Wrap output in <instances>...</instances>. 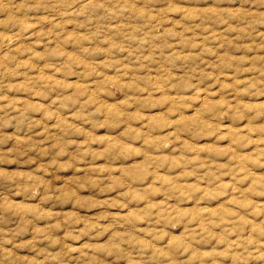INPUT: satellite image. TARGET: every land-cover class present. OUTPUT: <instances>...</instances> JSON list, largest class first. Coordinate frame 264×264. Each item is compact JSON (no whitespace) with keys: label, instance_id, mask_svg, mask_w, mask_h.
<instances>
[{"label":"rangeland","instance_id":"obj_1","mask_svg":"<svg viewBox=\"0 0 264 264\" xmlns=\"http://www.w3.org/2000/svg\"><path fill=\"white\" fill-rule=\"evenodd\" d=\"M0 264H264V0H0Z\"/></svg>","mask_w":264,"mask_h":264},{"label":"bare ground","instance_id":"obj_2","mask_svg":"<svg viewBox=\"0 0 264 264\" xmlns=\"http://www.w3.org/2000/svg\"><path fill=\"white\" fill-rule=\"evenodd\" d=\"M6 45V44H5ZM8 45V44H7Z\"/></svg>","mask_w":264,"mask_h":264}]
</instances>
